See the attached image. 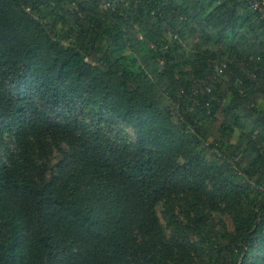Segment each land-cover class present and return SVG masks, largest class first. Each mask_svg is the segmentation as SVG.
Here are the masks:
<instances>
[{
  "label": "trees",
  "instance_id": "1",
  "mask_svg": "<svg viewBox=\"0 0 264 264\" xmlns=\"http://www.w3.org/2000/svg\"><path fill=\"white\" fill-rule=\"evenodd\" d=\"M263 100L246 2L0 0V264H264Z\"/></svg>",
  "mask_w": 264,
  "mask_h": 264
},
{
  "label": "rangeland",
  "instance_id": "2",
  "mask_svg": "<svg viewBox=\"0 0 264 264\" xmlns=\"http://www.w3.org/2000/svg\"><path fill=\"white\" fill-rule=\"evenodd\" d=\"M227 78L228 75L226 74ZM259 108L264 109V100L261 102V104L259 105ZM119 125H120V129L127 133L130 140L132 142L136 141V133H135V129L134 126L126 124L122 121H119ZM240 130V128L238 129ZM234 139H237V135H235ZM46 152H47V157L50 159L51 162V166L56 164V162L60 159L61 154L60 152L57 150V148L53 145L49 146L48 148H46ZM179 159L181 161V163L183 164L184 162H186L187 160L184 159L182 156H179ZM53 168V166H52ZM51 167H49L48 169H46L47 174L51 173ZM213 189V184L210 181H206L205 182V189L202 191L203 193H196L195 196H197L198 198H200V201H202L204 203V205L206 206H211L216 215V217L218 219H221L225 222V224L227 225V227L230 230H234V216H233V207L232 204L230 203H226L223 201H215L213 203H211V197H210V191ZM192 196H194L193 192H185L184 193V198L181 200L180 198L177 201V204L175 205L177 210H179V216L182 220V222L184 224L188 223V220L191 218V212L188 210L190 208L189 203L187 202V199H190ZM242 206L246 207L248 206V202L247 200L243 199L242 200ZM163 209H164V205L163 203H160L157 206V211L160 217V220L162 222V224L164 225L165 228L166 227V220L163 217ZM170 231H168L169 233Z\"/></svg>",
  "mask_w": 264,
  "mask_h": 264
},
{
  "label": "built area",
  "instance_id": "3",
  "mask_svg": "<svg viewBox=\"0 0 264 264\" xmlns=\"http://www.w3.org/2000/svg\"><path fill=\"white\" fill-rule=\"evenodd\" d=\"M246 2L248 6L261 14V17H264V0H240Z\"/></svg>",
  "mask_w": 264,
  "mask_h": 264
}]
</instances>
